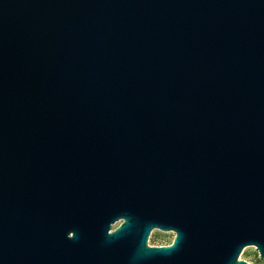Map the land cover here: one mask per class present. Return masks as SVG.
I'll use <instances>...</instances> for the list:
<instances>
[{
  "label": "water",
  "instance_id": "obj_1",
  "mask_svg": "<svg viewBox=\"0 0 264 264\" xmlns=\"http://www.w3.org/2000/svg\"><path fill=\"white\" fill-rule=\"evenodd\" d=\"M248 245L264 257V0H0V264Z\"/></svg>",
  "mask_w": 264,
  "mask_h": 264
},
{
  "label": "rangeland",
  "instance_id": "obj_2",
  "mask_svg": "<svg viewBox=\"0 0 264 264\" xmlns=\"http://www.w3.org/2000/svg\"><path fill=\"white\" fill-rule=\"evenodd\" d=\"M170 240H171L170 231L154 229L151 231V234L149 235L148 242L151 245H162V244H167ZM256 248L257 247L255 245L246 246L242 250L240 254V258L251 262V264H264V257H261L259 250H257Z\"/></svg>",
  "mask_w": 264,
  "mask_h": 264
},
{
  "label": "flooded vegetation",
  "instance_id": "obj_3",
  "mask_svg": "<svg viewBox=\"0 0 264 264\" xmlns=\"http://www.w3.org/2000/svg\"><path fill=\"white\" fill-rule=\"evenodd\" d=\"M170 233H171V240L167 243V244H170L172 241H173V238H174V233L173 232H171L170 231ZM150 246H153V245H151V244H149Z\"/></svg>",
  "mask_w": 264,
  "mask_h": 264
},
{
  "label": "bare ground",
  "instance_id": "obj_4",
  "mask_svg": "<svg viewBox=\"0 0 264 264\" xmlns=\"http://www.w3.org/2000/svg\"><path fill=\"white\" fill-rule=\"evenodd\" d=\"M246 249H247V248H246ZM246 249H245V250H246Z\"/></svg>",
  "mask_w": 264,
  "mask_h": 264
},
{
  "label": "clouds",
  "instance_id": "obj_5",
  "mask_svg": "<svg viewBox=\"0 0 264 264\" xmlns=\"http://www.w3.org/2000/svg\"><path fill=\"white\" fill-rule=\"evenodd\" d=\"M240 260H241V258H240Z\"/></svg>",
  "mask_w": 264,
  "mask_h": 264
},
{
  "label": "built area",
  "instance_id": "obj_6",
  "mask_svg": "<svg viewBox=\"0 0 264 264\" xmlns=\"http://www.w3.org/2000/svg\"><path fill=\"white\" fill-rule=\"evenodd\" d=\"M150 244V243H149Z\"/></svg>",
  "mask_w": 264,
  "mask_h": 264
}]
</instances>
